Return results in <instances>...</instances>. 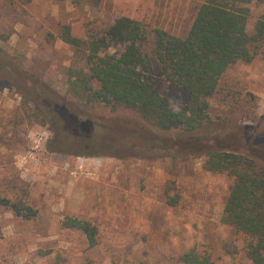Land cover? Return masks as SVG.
I'll list each match as a JSON object with an SVG mask.
<instances>
[{
  "label": "rangeland",
  "instance_id": "374dc122",
  "mask_svg": "<svg viewBox=\"0 0 264 264\" xmlns=\"http://www.w3.org/2000/svg\"><path fill=\"white\" fill-rule=\"evenodd\" d=\"M204 2L0 0V198L38 211L28 220L0 207V264H181L193 249L210 264H251L248 239L221 223L231 177L205 171L203 157L154 155L144 149L151 127L138 115L85 108L68 92L69 70L87 66L85 54L62 39L64 27L88 41L127 16L149 30L144 53L157 91L176 111L186 110L188 92L171 85L154 58V30L186 36ZM263 15L264 4L253 0L250 34ZM58 100L113 123L127 118L136 146L119 139L121 127L106 141L90 134L74 140L53 112ZM210 117L264 137V54L229 68L210 100ZM67 217L95 224L99 245L90 248L82 232L64 228Z\"/></svg>",
  "mask_w": 264,
  "mask_h": 264
},
{
  "label": "trees",
  "instance_id": "16d2710c",
  "mask_svg": "<svg viewBox=\"0 0 264 264\" xmlns=\"http://www.w3.org/2000/svg\"><path fill=\"white\" fill-rule=\"evenodd\" d=\"M252 2L205 0L186 36L162 28L154 30L153 55L162 73L171 85L189 94L183 111H176L169 98L156 89L153 62L144 53L149 30L143 22L119 17L88 41L74 37L71 27L65 26L62 39L76 53L85 54L87 70L71 69L68 73V92L83 107L102 105L113 111L132 112L151 127L145 150L174 159L203 157L205 171L233 179L221 223L248 239L246 257L251 264H264V137L250 126L224 125L226 121L214 122L210 117V100L218 93L229 68L237 63L250 64L264 54V15L256 21L253 34L248 30ZM258 2L264 4V0ZM111 48L117 52L106 53ZM53 106L74 140L90 134L97 141L100 137L106 141L114 138L110 130L121 127L119 139L127 146H136L126 131L125 117L113 123L64 100ZM58 109L61 112L57 113ZM173 131L178 133L170 135ZM172 204L175 206V202ZM0 207L28 220L38 216V211L23 200L0 198ZM62 225L82 232L90 248L99 245V229L92 222L67 217ZM180 260L181 264H210L209 257L194 249Z\"/></svg>",
  "mask_w": 264,
  "mask_h": 264
}]
</instances>
